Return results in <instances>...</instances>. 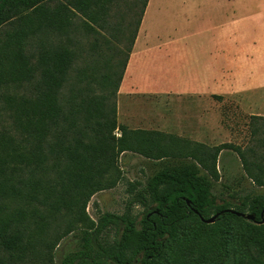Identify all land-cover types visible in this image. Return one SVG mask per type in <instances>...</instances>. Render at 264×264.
Instances as JSON below:
<instances>
[{
    "label": "trees",
    "instance_id": "trees-1",
    "mask_svg": "<svg viewBox=\"0 0 264 264\" xmlns=\"http://www.w3.org/2000/svg\"><path fill=\"white\" fill-rule=\"evenodd\" d=\"M43 1L0 0V26L17 16L16 27L0 39V249L6 252L4 260L22 259L51 227L60 226L62 213H68L71 220L63 225L68 231L77 229L79 241L60 264H264V192L236 196L232 190L227 198H219L213 190L212 177L218 179L216 158L224 146L209 153L208 174L200 168H207L205 160L194 153L193 160L168 158L160 145L168 134L118 124L115 107L107 109V95L91 94L93 82L103 89L114 82L109 74H96L90 65L74 70L69 93L62 95L61 103L60 90L69 80L75 51L70 39L48 46L38 36L44 26L60 33L68 30L61 8L51 12ZM76 1L72 7L87 18L84 30L96 31L93 23L103 8L94 11L90 6L101 1ZM140 21L114 83V96ZM100 38L101 44L91 43L92 50L110 41ZM112 48L118 51L116 44ZM116 128L136 141V147H129L161 162L145 183L128 182L123 212L105 211L94 221L85 209L95 192L113 184L105 175L112 173L123 147L122 139L114 138ZM136 206L141 207L137 212ZM214 214L213 222L203 220ZM73 221L83 227H74Z\"/></svg>",
    "mask_w": 264,
    "mask_h": 264
},
{
    "label": "rangeland",
    "instance_id": "rangeland-1",
    "mask_svg": "<svg viewBox=\"0 0 264 264\" xmlns=\"http://www.w3.org/2000/svg\"><path fill=\"white\" fill-rule=\"evenodd\" d=\"M97 4H91V9L99 11V18L94 21L96 31L86 32L83 23L87 20L80 11L73 8L78 4L76 0H44L41 4L49 11L61 8V19L67 15V33L49 31L42 27L39 37L43 38L48 46L66 44L75 51L72 61L69 80L64 82L60 92V101L63 103L68 89L73 80L74 70L83 66H93L96 74H109L115 83L121 71L130 39L137 25V20L142 19L141 9L144 3L149 1L150 9L146 19L147 36L152 43L179 40L168 45L158 53H153L154 66L149 70L148 77L160 80V83L168 85L173 78L180 81L186 80L188 63L198 58L204 63L220 59L222 56V44L215 38L219 30H223L226 37L232 34L233 20L239 14L242 15L241 30L247 44L253 38H261L264 46V0H100ZM103 4V5H102ZM146 4V5H147ZM234 6L238 9L234 10ZM64 11V12H63ZM261 11V23H256L249 16ZM248 16V17H247ZM17 17V16H16ZM16 17L10 23L0 26V39L5 38L6 30L12 31L17 25ZM252 18V17H251ZM141 23V21H140ZM139 23V27H140ZM223 24V27L220 26ZM138 27V28H139ZM218 28V32H217ZM138 31V30H137ZM226 32V33H225ZM139 33V32H138ZM188 37V41L182 37ZM110 41L100 46L99 50H92L91 43L101 38ZM214 37V38H213ZM69 40V41H70ZM101 44V43H100ZM118 46V51L113 50V45ZM195 45L193 49L192 46ZM231 46V42H230ZM173 48L178 51H172ZM227 56L232 58L230 51ZM138 73V72H136ZM138 76V75H136ZM171 81V82H170ZM114 83L107 89H103L97 82H93V95L106 94L107 109L115 107L117 118V95L114 96ZM26 84V82H25ZM77 83L75 86L78 87ZM243 86H248L247 83ZM234 88L233 76L225 75L224 89L220 92H209V134L205 143L178 137L175 133H168L167 139H161L160 145L164 147L168 158H184L193 160L191 154L205 160L206 167H201L205 173H209L211 167V154L217 146L221 147L216 158V170L218 179H213V190L219 198H227L232 190H236V196L245 193L262 191L264 186H259L251 176L264 182V118L253 116L256 110L264 113V90L252 91L239 90V85ZM237 89V90H236ZM163 93V92H162ZM117 94V92H116ZM63 95V96H62ZM256 102L258 105H256ZM264 117V116H263ZM117 120V119H116ZM118 123V122H117ZM153 131V130H150ZM116 141L122 139V151L118 152L113 165V171L105 177L113 180L112 186L95 192L86 206V213L91 220L105 212L121 213L124 210L128 198V182L145 183L147 177L160 163L161 159L148 158L138 150L136 141L126 132L122 136L120 129L113 131ZM166 137V136H163ZM176 138L190 141L181 144ZM140 142V141H139ZM197 142V143H196ZM203 144L197 146L196 144ZM228 144V145H226ZM210 153V155H209ZM247 165L244 166V161ZM169 160V159H166ZM249 173H248V171ZM210 176V175H209ZM109 182V181H108ZM229 188H226V186ZM235 196V197H236ZM231 200H236L232 199ZM141 209L136 206L134 211ZM68 213L61 215L60 226L57 229L51 227L43 239L35 242L34 249L27 252L20 260H4L6 252L0 249V264H60L65 254L77 247V229L66 230L64 223L70 221ZM74 227H83L81 222L73 221ZM51 223V225H53Z\"/></svg>",
    "mask_w": 264,
    "mask_h": 264
},
{
    "label": "crops",
    "instance_id": "crops-1",
    "mask_svg": "<svg viewBox=\"0 0 264 264\" xmlns=\"http://www.w3.org/2000/svg\"><path fill=\"white\" fill-rule=\"evenodd\" d=\"M235 8L241 10L239 6ZM149 9L148 1L117 90V122L130 129L159 130L205 143L209 134V92L224 89L225 75L233 76L234 88L238 84L239 90H264L262 39L253 38L247 44L241 30L242 15L239 14L233 20L231 37H226L223 30H219L215 37L217 45L220 41L223 46L220 59L204 63L192 58L190 65L188 63L186 80L173 78L172 85L164 86L160 80L148 77L149 70L154 66L153 53L179 40L151 42L145 25ZM260 13L257 11L248 19L261 23ZM181 39L188 41L187 36ZM172 51L178 49L173 48ZM230 51L231 60L227 56ZM246 83L248 86H243ZM254 115L264 116V113L256 110Z\"/></svg>",
    "mask_w": 264,
    "mask_h": 264
},
{
    "label": "water",
    "instance_id": "water-1",
    "mask_svg": "<svg viewBox=\"0 0 264 264\" xmlns=\"http://www.w3.org/2000/svg\"><path fill=\"white\" fill-rule=\"evenodd\" d=\"M226 211H232V212L236 213L239 216L245 217L246 219H253L254 218L253 215L249 214V213L238 212V211H234L232 209H226ZM216 216H217V214H214L211 217H209L207 219H203V220L205 222H207V223H211V222H213L215 220ZM261 222H263V219H261Z\"/></svg>",
    "mask_w": 264,
    "mask_h": 264
}]
</instances>
